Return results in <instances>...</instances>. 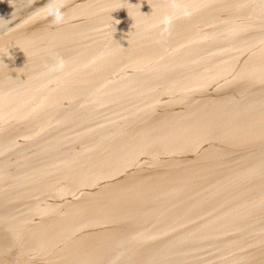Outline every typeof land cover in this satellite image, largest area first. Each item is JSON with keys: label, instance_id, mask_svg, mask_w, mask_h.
Instances as JSON below:
<instances>
[{"label": "water", "instance_id": "water-1", "mask_svg": "<svg viewBox=\"0 0 264 264\" xmlns=\"http://www.w3.org/2000/svg\"><path fill=\"white\" fill-rule=\"evenodd\" d=\"M7 1L0 5V194L4 197L0 200H4L5 208H10L6 213L16 216V179L31 173L37 175L39 183L47 179V170L62 163L71 171L86 170V176L93 178L100 188V195L85 192L78 201L61 200L60 207L67 219L59 228L56 242L45 250L44 259L65 261V264H122L121 258L123 262L131 261L127 264H185L190 256H204L208 261L211 258L224 260L222 264H264V236L260 232L246 224L241 229H216V239H210L209 229L197 232L194 228V215L201 216L196 203L189 206L186 202L189 197L185 187L192 183L182 179L191 177L184 172L183 164L202 169L206 184L209 179V188L212 181L215 184L213 198L217 197L221 202V197L226 195L222 201L227 207L233 206L231 209L235 215L240 216L239 209L244 215L258 214L260 200L253 193L246 197L229 189L228 181L234 176L232 170L224 168V173L218 177L220 168L211 172L202 162L210 156L209 163L214 162V166L219 167L224 165L222 156L225 154V165L230 161L236 167H247V164L233 160L232 146H227L236 141L237 136L233 139L230 136L228 143L220 148L216 144L201 147L204 157L190 155L193 162H185L180 160L183 153L175 155L174 141L167 132L157 135L163 121L181 112L179 101H174V97L172 101L168 100L173 96L172 88L181 93L183 86L185 94L190 89L186 86L188 80L192 85H203L198 65L206 63L203 59L206 53L197 50L198 47L180 44V32L175 26L179 18L192 15L196 8H206L211 0H194L197 6L193 7L185 6L182 0ZM221 1V6L230 7L238 0ZM260 1L264 4V0ZM255 3V12L264 9L259 1ZM165 15L167 18H163ZM219 15L222 16L218 21L221 26H211L218 32L217 36L220 31L229 37L241 30L247 37L249 22L238 18H246L248 8L239 9L238 14L230 11V15ZM252 38L255 39L256 52L254 59L244 62L247 68L240 83H232L235 77L225 69L221 76L228 86L223 92L215 90L225 106L224 114H233L236 103L243 105L249 100L250 86L264 85V20L254 26ZM66 41L68 45L63 48L61 44ZM62 49L66 51L65 55L59 53ZM201 59L203 61L197 64ZM51 70L63 75L59 84L64 85L63 89L52 90L46 84L43 76ZM171 74L180 78L181 84L169 87ZM41 77L43 84L40 83ZM93 77L106 86L103 87L105 90L89 86ZM146 79L154 81L150 83ZM84 84L88 90H95L93 97L101 98V114H111L113 125L108 129L111 136L115 137V132L120 129L123 132L136 130L140 133L137 136L143 135L142 156L155 154L157 162L153 166L132 165L128 169L123 163L118 171L110 172V179L100 181L101 174L92 171L102 170L91 167L97 164V160L71 165L64 159L65 150L71 148L62 139L65 135L63 128L68 126L65 118L69 111L76 110L79 96L85 93V90L79 91L78 86ZM23 87L27 91L21 93ZM112 91L118 92L119 98L113 93L108 100ZM45 93L48 99L43 101ZM159 94L168 101H154ZM188 112L182 113L187 115ZM85 113L82 111L74 117L69 126L77 123L82 131L88 129L92 119ZM189 118H203V114L195 110L188 115ZM254 118L264 120V108L256 109ZM184 126L186 121H173L166 124L164 131H172L178 137ZM113 152L104 155L115 156ZM101 160L105 162L107 159ZM78 183L86 184L84 180ZM259 186L263 188L264 181ZM124 190L144 196L136 195L137 199L122 206L127 220L122 216H104L101 207L105 198ZM182 193L184 197H181ZM208 196L206 188L205 194L198 198L207 205V212H204L207 214ZM139 213L142 214L141 221H129ZM5 219L13 222L10 233H16V217ZM43 228L47 232V222L43 223ZM31 229L26 232L28 238L36 232ZM193 233L198 239H193ZM240 235L244 238L242 242L241 239L238 242ZM16 239V236L8 235L0 240V251L5 253L0 264H11L6 257L16 250ZM210 241H216L215 244L211 242L215 249L210 248ZM241 243L245 250L239 248ZM256 252L263 259L255 262L253 256ZM115 257L120 260L114 262ZM214 261L204 264H221ZM33 263L37 264V261L32 260Z\"/></svg>", "mask_w": 264, "mask_h": 264}, {"label": "bare ground", "instance_id": "bare-ground-1", "mask_svg": "<svg viewBox=\"0 0 264 264\" xmlns=\"http://www.w3.org/2000/svg\"><path fill=\"white\" fill-rule=\"evenodd\" d=\"M4 1L5 0H0V5H3ZM13 1L14 0H8L7 3H13ZM256 1H259L264 6L260 0H238L235 2V5L230 7L221 6V0H211V2L206 4V8H196L195 11L192 12V15L179 18L175 26L180 32V44L198 47L197 50L206 53L203 57V59H206V63L199 64L203 59L197 62V64H199L198 73L203 81V85H192L193 83L188 80L186 86L190 89L189 92L185 94H183L182 85L181 93L177 89L172 88L174 89L172 92L173 96L171 98L169 97L168 100L172 101L174 97V101H179V109L181 112L178 111L175 117L163 121L159 128L160 132H157V135L162 132H167L168 136L174 141L173 148H175V155L183 153L180 160H184L185 162H193L190 155L196 156V154H201L204 157L205 153L201 150V147H206L208 144H216L220 148L222 144L228 143L230 136L233 139V136L236 135V141L229 143L227 146H232V154L235 155L232 157L233 160H238L239 163H245L247 167H236V165L230 161L225 165L227 161V155L225 154L222 156L224 165L219 167L214 166V162L209 163L210 156H208L206 161L202 162L208 165L211 172L220 168L221 172L218 173V177L224 173V168L226 171L232 170L234 176L228 181L229 189L235 193H240L238 195L246 197H248L250 193H253L256 198L260 200V207L258 210L259 220L257 212H255L254 215H244L239 209L238 214L240 216L235 215L234 210L231 209L233 206L227 207L225 201H222L223 198H226V195H223V198L221 197V202L217 201V197L213 198V187L215 188V184H212V181V186L209 188V179L208 184H206L207 181L203 175L202 169L194 165L183 164L184 172L191 177L182 179L187 183H192L185 187V191L189 197L186 202L189 206H191L190 203H196L198 213H201V216L195 214L193 217L194 228L197 232H201L206 228L209 229L211 233L210 239H216V229H223L224 231L230 229L235 230L241 229L246 224L264 236V226L262 225V222H264V187L262 188L259 186L260 182L264 181V120H257L254 118L255 110L264 108V85L258 84L250 86V94L248 95L250 97L249 100L245 101L243 105L236 103L233 114L223 113V108H225V106L219 99L221 97L219 96V92L215 91L219 89L223 92L228 86L221 76L225 69H227L231 77H235L232 83H240L239 81H241L242 73H245L247 68L244 62L250 61L252 58L254 59L256 52L254 47L255 39L252 38L254 35V26L259 25L262 20H264V9L255 12ZM182 2L187 7L197 6L194 0H182ZM241 8L243 10L248 8V16L244 19L238 18V20H248L249 22L247 37L244 36L241 30H236V32L229 37L219 30L221 34L217 36L218 32L211 26H221L218 21L222 16L219 14L225 13L226 15H230V11L238 14ZM0 17H2L1 10ZM163 18H167V15ZM61 45L65 48L68 42L66 41ZM59 53L65 55L66 51L62 49ZM64 58H61L62 61ZM37 63L39 64L38 61ZM40 63L45 66L44 62L41 61ZM43 77L46 84L51 87L52 90L58 87L60 89L64 88V85L59 86L63 75L56 70H51L47 76ZM90 80L92 83L90 82L89 86L92 85L95 90L98 88L105 90L103 87L106 86L98 82L96 78L93 77L90 78ZM146 80L150 81V83L154 81L150 79ZM171 80L172 83L169 87H172L175 83L177 85L181 84L180 78L175 77L173 74H171ZM40 83L43 84L42 77ZM72 84H74V82H72ZM209 89H213L214 91H208ZM20 90L21 93H24L27 91V88L23 87ZM78 90H85V93L79 96L76 110L72 109V112L69 111L67 113L65 120L68 126L63 128L62 131V133L65 134L62 138L64 143L71 146V148L65 150L64 159L68 160L71 165L80 164L84 160L88 162L97 160V164L91 167L102 170L92 171L94 174H101L100 181L110 179L111 173L118 171L123 163L125 167L129 169L132 165L136 167L153 166L157 162L155 154H151L148 157L142 156L144 152L142 145L143 135L137 136L140 135V133L135 132L136 130H126L123 132V129H120L123 133L116 131V138L111 136L108 129H111L113 125V118L110 113L101 114V110L103 109V106H100L101 98L93 97L92 92L95 90H88L85 84L78 86ZM113 93L115 97L119 98L118 92L112 91L108 94V100L113 97ZM21 95L23 98L25 97V94ZM159 95L160 97L156 98L154 101L157 103L168 101L164 100L161 94ZM43 97H45L43 101H46V99H48V94L45 93ZM131 100H133V98ZM142 105H144V103ZM142 105L137 106L140 107ZM195 110L196 112L202 113L203 118L188 119V115ZM82 111H85V114L92 119L91 126L85 131H82L81 126L77 123H71V126H69L74 117L81 114ZM183 111L189 112L187 115H184L182 113ZM74 112L75 114L73 115ZM185 116H187V120H185ZM173 121H186V126L181 129L182 133L178 137H176L172 131H164L166 124ZM94 126L100 127L95 128ZM233 129H235V131L230 134V131ZM226 132H228V134ZM109 152H113L115 156L106 157L105 155ZM101 158L107 160L103 162ZM86 174V170L71 171L68 165L62 163L59 167H53L47 170L45 172L47 179L41 180L39 183L36 179L37 175L35 176L31 173H28V175L22 179H16V216L15 214L10 215L6 213L10 208H5L4 200H0V240L2 241V239L8 235L16 236L17 238L16 250H12L6 257L7 260L12 261L11 264H31L32 260H36L37 264H65V261H62V263L56 260L46 261L44 259V252L45 250H49L52 244L56 242L59 228L64 225L67 219L65 212L60 207L61 200H63V202L72 199L78 201V199L83 196L82 193L85 192L92 195H100L99 185L95 184V180L93 178H88ZM254 174H256L255 177ZM189 179L192 180V182H189ZM81 180H84L86 184L78 183ZM206 188L209 191V196L207 197V201L210 204L209 214L204 213L207 212V205H204L198 199L205 194ZM136 195L144 196V194H138L137 192L130 194L127 190H124L105 198V202L101 207L102 214L109 218L122 216L123 220H127L126 211L122 206L137 199ZM238 195L235 197V201ZM1 197L4 198L0 194V199ZM181 197H184L183 193ZM245 203L249 205V201ZM217 214L219 216H217ZM141 216L142 214L139 213L137 216H133L129 221L137 222L138 219L141 221ZM12 217H16V233H10L12 231L11 226L13 222L5 219ZM44 222H47V232L46 229L43 228ZM31 227V231L36 232L31 233V238H28L29 233L26 232L30 230ZM192 237L195 240L198 239L197 235L194 233ZM238 237V242L240 239L241 242L242 240L244 241L241 235ZM211 242L215 244L216 241H210V248L215 249L212 248ZM239 248L246 249L243 243L239 245ZM1 251L0 260H3L5 253ZM214 259L215 258H211V260L208 261L204 256H190L185 264L211 263ZM253 259L255 262L257 259L260 261L263 259V256H260L259 252H256ZM119 260L120 258L118 257L113 258L114 262H118ZM121 262L122 264H127L131 261L123 262V258H121ZM214 262L221 264L225 263L224 260H215ZM226 263L231 264L230 262Z\"/></svg>", "mask_w": 264, "mask_h": 264}, {"label": "rangeland", "instance_id": "rangeland-1", "mask_svg": "<svg viewBox=\"0 0 264 264\" xmlns=\"http://www.w3.org/2000/svg\"><path fill=\"white\" fill-rule=\"evenodd\" d=\"M5 1H6V0H5ZM5 1H4V2H5ZM4 2H3V4H4Z\"/></svg>", "mask_w": 264, "mask_h": 264}]
</instances>
